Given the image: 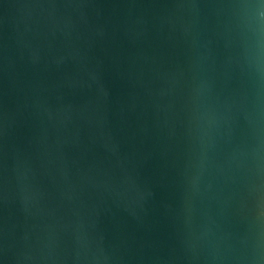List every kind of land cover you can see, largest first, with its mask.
<instances>
[{
  "label": "water",
  "instance_id": "95a60500",
  "mask_svg": "<svg viewBox=\"0 0 264 264\" xmlns=\"http://www.w3.org/2000/svg\"><path fill=\"white\" fill-rule=\"evenodd\" d=\"M0 264H264V0H0Z\"/></svg>",
  "mask_w": 264,
  "mask_h": 264
}]
</instances>
